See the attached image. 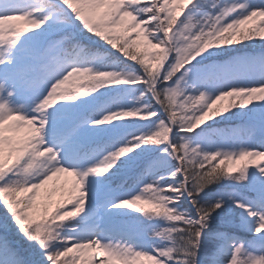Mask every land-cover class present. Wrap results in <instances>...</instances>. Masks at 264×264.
Masks as SVG:
<instances>
[{
  "label": "snow or ice",
  "instance_id": "1",
  "mask_svg": "<svg viewBox=\"0 0 264 264\" xmlns=\"http://www.w3.org/2000/svg\"><path fill=\"white\" fill-rule=\"evenodd\" d=\"M0 264H264V0H0Z\"/></svg>",
  "mask_w": 264,
  "mask_h": 264
}]
</instances>
